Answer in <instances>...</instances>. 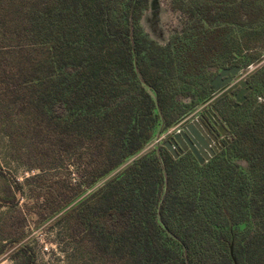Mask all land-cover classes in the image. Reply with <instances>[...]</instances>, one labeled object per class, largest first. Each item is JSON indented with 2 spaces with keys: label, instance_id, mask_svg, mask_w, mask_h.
I'll use <instances>...</instances> for the list:
<instances>
[{
  "label": "trees",
  "instance_id": "16d2710c",
  "mask_svg": "<svg viewBox=\"0 0 264 264\" xmlns=\"http://www.w3.org/2000/svg\"><path fill=\"white\" fill-rule=\"evenodd\" d=\"M163 3L162 43L150 0H0V134L40 172L70 159L51 214L105 264H264V63L242 103H214L230 139L207 161L148 147L219 69L262 60L264 0ZM23 236H1L0 255L17 243L33 264Z\"/></svg>",
  "mask_w": 264,
  "mask_h": 264
},
{
  "label": "rangeland",
  "instance_id": "374dc122",
  "mask_svg": "<svg viewBox=\"0 0 264 264\" xmlns=\"http://www.w3.org/2000/svg\"><path fill=\"white\" fill-rule=\"evenodd\" d=\"M170 20L171 15L163 1L150 0L149 10L142 19L150 35L165 42L168 37L165 23ZM263 63L264 57L247 69L244 76L247 78ZM183 151L179 148L176 153L182 154ZM36 162L45 163L38 159ZM30 163H24L22 158L16 159L10 149V140L0 134V197L5 201L13 200V204L0 205V244L5 242L1 236L12 231L18 236L24 234L20 243L27 245L33 264H105L79 236H71L69 221L60 215L61 212L51 214L53 205L68 193L45 192L50 191L51 183L58 178L57 185L64 189L62 185L67 183V171L76 172L70 159L65 157V162L62 161L57 168L43 172ZM37 173L39 176L32 178ZM73 177L76 179L77 173ZM26 178L30 180L25 181ZM12 245L13 249L17 243ZM12 249L0 255V264H26L27 255L22 252L11 255Z\"/></svg>",
  "mask_w": 264,
  "mask_h": 264
},
{
  "label": "water",
  "instance_id": "95a60500",
  "mask_svg": "<svg viewBox=\"0 0 264 264\" xmlns=\"http://www.w3.org/2000/svg\"><path fill=\"white\" fill-rule=\"evenodd\" d=\"M245 73H247L246 69H243L239 65L221 69L210 81V84L212 89L216 92L223 90L225 87H227V89L221 93V95H217L212 99L210 98V102H214L218 97L226 93L231 94L232 90L239 87L238 91L233 95L235 99L234 106L242 103L245 100V94L250 90V87L247 86L246 77L244 76ZM210 112L212 113V110H210ZM217 128L221 133L225 132L224 127L220 123H218ZM159 134L160 132L156 136ZM209 144L210 140L206 137V133L201 127L199 120L186 123L181 130L173 133L169 139L162 143L174 157L178 156L176 150H179L180 147L184 149L188 147L200 164L204 163L209 158L206 151H209L210 155L214 154Z\"/></svg>",
  "mask_w": 264,
  "mask_h": 264
},
{
  "label": "flooded vegetation",
  "instance_id": "af4514ba",
  "mask_svg": "<svg viewBox=\"0 0 264 264\" xmlns=\"http://www.w3.org/2000/svg\"><path fill=\"white\" fill-rule=\"evenodd\" d=\"M227 67H230V66H227ZM224 68H226V67H224ZM243 69H246L247 70L248 68H243ZM220 71H221V69H219L216 72V74L212 77V79ZM246 81H247V78H246ZM247 86L250 87V85H248V81H247ZM211 89H212V87H211ZM226 89H227V87H225L223 90H220L219 92H216V91H214L212 89L213 90L212 94L210 95V97L207 100H205L202 103L203 105L200 104L199 106H197L196 108H194L193 110H191L188 114H186L184 116L185 118L183 117L180 120L181 122L179 121V123H176V125H174L173 127H171L169 129H167L166 131L160 133V134H165V136L163 138V141L159 145H162V143L164 141H166L167 139H169L173 135V133L178 132L179 130H181L186 123H188L190 121H193V120H199V123H200L201 127L204 129V131L206 133V137L208 138V140H210L209 147H210L211 151L215 154L220 149H222L224 147V144L229 141L230 136L228 134V131H227V128H226L224 122L222 121L221 117L219 116L218 112L216 111V109L214 107V103L219 98H221V97H223L225 95H229V96H231L234 99V96L233 95H234V93H236L238 91L239 87L236 88V89H234V90H232L231 94L226 93V94L218 97L214 102H210L211 101L210 98L212 99L213 97H216L217 95H221V93H223L224 91H226ZM250 89H251V87H250ZM246 94H245V99H246ZM234 103H235V99H234ZM210 110H212V113L213 114L210 112ZM218 123H220L224 127V129H225V132L224 133H221L219 131V129L217 128ZM180 148L181 149H184L182 147H180ZM187 151H189L190 153H192L188 147H187V149H184L183 153L184 152H187ZM206 154L209 156V158L214 155V154L213 155H210L209 151H206Z\"/></svg>",
  "mask_w": 264,
  "mask_h": 264
},
{
  "label": "built area",
  "instance_id": "2783aa9c",
  "mask_svg": "<svg viewBox=\"0 0 264 264\" xmlns=\"http://www.w3.org/2000/svg\"><path fill=\"white\" fill-rule=\"evenodd\" d=\"M164 136L165 134H159L158 136H155L154 139L150 142L149 147L159 145L163 141Z\"/></svg>",
  "mask_w": 264,
  "mask_h": 264
},
{
  "label": "crops",
  "instance_id": "0c3cea01",
  "mask_svg": "<svg viewBox=\"0 0 264 264\" xmlns=\"http://www.w3.org/2000/svg\"><path fill=\"white\" fill-rule=\"evenodd\" d=\"M249 68H251V66H249L248 69H249ZM202 105H203V104H202ZM184 118H185V117H184ZM180 122H181V121H180ZM178 123H179V122H178ZM148 147H149V145H148Z\"/></svg>",
  "mask_w": 264,
  "mask_h": 264
}]
</instances>
